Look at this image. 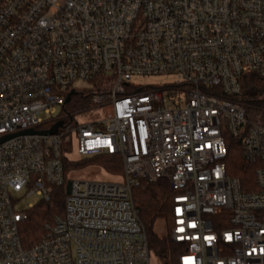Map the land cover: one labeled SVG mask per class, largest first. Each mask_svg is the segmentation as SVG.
Listing matches in <instances>:
<instances>
[{
    "label": "built area",
    "instance_id": "2783aa9c",
    "mask_svg": "<svg viewBox=\"0 0 264 264\" xmlns=\"http://www.w3.org/2000/svg\"><path fill=\"white\" fill-rule=\"evenodd\" d=\"M246 75L264 78V0H0V264H150L132 189L161 178L176 264H264V123ZM70 92L88 105L67 112ZM226 136L256 191L227 174ZM72 152L119 155L122 181L65 174ZM63 184L64 215L23 247L21 198Z\"/></svg>",
    "mask_w": 264,
    "mask_h": 264
},
{
    "label": "trees",
    "instance_id": "16d2710c",
    "mask_svg": "<svg viewBox=\"0 0 264 264\" xmlns=\"http://www.w3.org/2000/svg\"><path fill=\"white\" fill-rule=\"evenodd\" d=\"M96 85L100 86L99 80ZM242 99L249 103V114L260 116L264 123V78L246 75L242 79ZM89 98L85 93L77 92L65 105L67 112L81 109L88 105ZM227 155L224 160L226 172L240 182L242 191L257 190L254 172L256 164L248 161L242 154V138L226 136ZM65 174L74 169H82L90 164L100 166L105 172L113 175L123 173L122 160L117 154H98L80 160H63ZM172 190L167 179L155 182L140 181L132 189V196L138 217L146 233L147 243L152 253L162 264H176L179 256L186 250V245L174 242L170 232L172 228ZM65 184L54 186L48 200L39 199L26 212V217L19 223L18 230L23 247L29 248L46 234L45 224H52L56 217L64 215ZM163 220L164 232L155 230L157 220Z\"/></svg>",
    "mask_w": 264,
    "mask_h": 264
},
{
    "label": "rangeland",
    "instance_id": "374dc122",
    "mask_svg": "<svg viewBox=\"0 0 264 264\" xmlns=\"http://www.w3.org/2000/svg\"><path fill=\"white\" fill-rule=\"evenodd\" d=\"M166 81V78L156 77V78H147V79H138V82L141 84H161ZM85 83L80 81H76L72 87L79 88L85 86ZM72 160L77 161L78 155L76 152L71 153ZM70 176L80 180H97V181H109V182H121L122 177L120 175H113L105 172L100 166L96 164H90L82 169H74L71 170L69 173ZM38 198L36 196H31L28 198H21L19 203V207L27 208L28 204H35ZM155 230L157 233L162 234L164 232V222L163 220L159 219L155 223ZM150 264H162L161 261L151 252L149 255Z\"/></svg>",
    "mask_w": 264,
    "mask_h": 264
},
{
    "label": "water",
    "instance_id": "95a60500",
    "mask_svg": "<svg viewBox=\"0 0 264 264\" xmlns=\"http://www.w3.org/2000/svg\"><path fill=\"white\" fill-rule=\"evenodd\" d=\"M72 94H74V92H70V93L68 94V96H67V100L69 99V97H70ZM57 127H58V125H54V126L52 127V130L55 131V130L57 129ZM22 133H24V134H32V133H37V134H49V133H51V130H49V131H45V132H36V131H33V130H27V131L22 132ZM7 138H8V137H4V138L2 139V141L5 140V139H7ZM65 191H66V193L69 192V184H67Z\"/></svg>",
    "mask_w": 264,
    "mask_h": 264
}]
</instances>
